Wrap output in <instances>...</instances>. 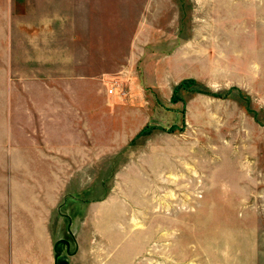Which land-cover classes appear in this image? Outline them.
I'll list each match as a JSON object with an SVG mask.
<instances>
[{
  "label": "rangeland",
  "instance_id": "rangeland-1",
  "mask_svg": "<svg viewBox=\"0 0 264 264\" xmlns=\"http://www.w3.org/2000/svg\"><path fill=\"white\" fill-rule=\"evenodd\" d=\"M69 4L90 80L0 42V218L56 186L68 264H264V0Z\"/></svg>",
  "mask_w": 264,
  "mask_h": 264
},
{
  "label": "crops",
  "instance_id": "crops-1",
  "mask_svg": "<svg viewBox=\"0 0 264 264\" xmlns=\"http://www.w3.org/2000/svg\"><path fill=\"white\" fill-rule=\"evenodd\" d=\"M69 5V0H0L5 65L15 68L17 60H36L38 50L43 61L38 59L50 68L49 75L90 80L74 69L73 9ZM50 171L56 173L55 169ZM19 191L10 190L9 196L21 197H9L0 218V264H68L61 251L64 241H58L63 238L64 218L58 209L63 190L40 186ZM55 247L60 252L57 255Z\"/></svg>",
  "mask_w": 264,
  "mask_h": 264
},
{
  "label": "built area",
  "instance_id": "built-area-1",
  "mask_svg": "<svg viewBox=\"0 0 264 264\" xmlns=\"http://www.w3.org/2000/svg\"><path fill=\"white\" fill-rule=\"evenodd\" d=\"M114 85H115V84H114ZM114 85H113L111 88H109V90H108V91H109V93H113V91H114V88H115V87H114Z\"/></svg>",
  "mask_w": 264,
  "mask_h": 264
}]
</instances>
